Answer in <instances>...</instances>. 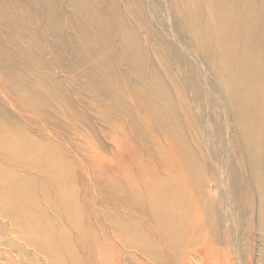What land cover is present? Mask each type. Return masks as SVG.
Returning <instances> with one entry per match:
<instances>
[{
    "label": "rangeland",
    "instance_id": "obj_1",
    "mask_svg": "<svg viewBox=\"0 0 264 264\" xmlns=\"http://www.w3.org/2000/svg\"><path fill=\"white\" fill-rule=\"evenodd\" d=\"M104 1L110 5L112 0ZM129 1L118 0L128 17ZM52 3L0 0V157H6L18 141L57 153L69 164L63 170L66 184L61 193L79 202L81 208L86 203L97 204L103 197L110 201L105 195L109 190L104 186L106 171L111 182L117 178L124 182L134 173L135 177L147 175L154 167L163 172L167 162L161 152L169 142L175 145L181 171L196 200L214 222L210 232L215 245L204 251L198 247L190 259L183 258L184 264H264V146L258 140L264 138V112L260 127L254 130L255 139H248L233 94L222 82L214 49L203 52L192 43L174 0H149L155 23L170 34L175 29L196 57L193 62L178 48L177 55L166 54L162 65L152 52L151 41L155 39H149V64L160 76L168 97L163 102V92L154 90L158 86L150 78L152 70L148 71L152 85H148L117 49L119 40L113 43L119 54L106 59L100 55L102 44L89 24L90 14L71 6L68 0ZM248 3H253L256 17L253 27L247 25L242 32L247 36L253 31L262 44L255 49L260 63L264 61V0ZM54 5L61 17L56 23L52 18ZM93 7L95 11L99 8L95 3ZM196 11L204 26V8L199 2ZM7 16L10 26L3 22ZM238 18L236 13L235 20ZM132 19L137 34L144 39L136 14ZM110 24L115 30L112 19ZM109 32L115 37L114 31ZM242 36L235 39L242 40ZM165 40L173 42L169 36ZM3 171L6 175L14 172L0 159V174ZM17 174L26 177L24 171ZM37 184L41 187L44 183ZM0 195V264H51L42 252L20 239L11 222L2 217L1 202L6 193ZM7 196L14 199L17 195L8 192ZM38 200L43 203L41 196ZM45 209L40 205V211ZM89 210L88 217L93 219ZM48 221L54 231L69 236L78 263L86 264L77 235L58 223L52 213H48ZM83 224L81 229L86 232ZM93 254L90 264H115L102 263L97 250ZM63 258L68 262L66 256ZM139 258L134 256L131 264H144Z\"/></svg>",
    "mask_w": 264,
    "mask_h": 264
},
{
    "label": "bare ground",
    "instance_id": "obj_2",
    "mask_svg": "<svg viewBox=\"0 0 264 264\" xmlns=\"http://www.w3.org/2000/svg\"><path fill=\"white\" fill-rule=\"evenodd\" d=\"M44 2L50 6L53 0ZM198 2L204 8V26L200 25L198 14L200 12L196 11ZM68 3L90 14L89 24L94 28L93 33L102 44L100 55L104 59L113 57L116 53L114 39L119 40L117 49L120 48L125 60L144 77L148 85H152L151 78L158 86L154 90L156 93L163 92L165 99L160 97L163 102L167 101L168 97L164 93L162 83L160 84V76L153 72L149 64L150 57L147 51L149 39L152 40L154 37L155 41L153 43L151 41L152 52L162 65L165 64L166 54L177 55L178 48L193 62L196 60L191 46H187V42L182 40L175 29L172 28L173 31L169 29L170 34L168 30H163L158 22L155 23L150 15L149 0L129 1L127 5L129 17L125 11L120 10L118 0H112L110 5H106L104 0H68ZM94 3L99 6L96 11ZM252 4H249L248 0H174V8L179 14L180 23L188 32L192 43L198 44L203 52L206 50L212 53L209 49L210 47L214 49L222 82L226 90L233 94V101L244 119L245 134L250 140L255 139L254 130L260 127L258 122L261 113L264 112V61L258 63L255 56V49H260L262 44L256 40L253 31L247 36L242 32L247 25L253 27L256 13ZM2 8L1 4L0 9ZM55 8L54 5L51 11L56 23L61 17ZM252 9L253 11L249 13ZM110 13L113 18H109ZM236 13L239 15L237 20ZM134 14H136L134 21L143 31L144 39L137 34L131 21ZM111 19L114 21L115 30L111 27ZM3 22L11 25L8 16ZM110 30L114 31L115 37L111 35ZM238 32L240 37L243 35L242 40L235 39L239 37H236ZM165 36L171 37L173 42H167ZM233 57L235 61L231 62ZM249 58L253 59V62H249ZM148 71L153 73L152 77L148 76L152 74ZM258 140H261V146H264V138ZM168 145L169 147L161 152L167 162L163 172L154 167L149 174L135 177L137 174L134 173L124 182L117 178L114 186V182H111L107 174L108 171L105 170L104 186L109 189L105 191V195L111 197L110 201H105L103 197L97 204L86 203L80 208L79 202L61 193L65 190L66 173L64 174L63 170L68 168V162L50 149L41 147L36 150L30 143L22 145L18 141L14 143L6 157H0L5 165L11 166L14 170L8 175L4 171L2 172L4 174H0V193H6L4 196L6 200L1 202L2 217L11 222L20 239L42 252L51 264L79 263L69 236L65 232L59 233L51 228L48 213H52L58 223L67 226L77 235L81 241L80 247L86 254V264H90V257H93L95 250L100 253L102 263L131 264L134 256H139V261L144 264H184L183 258H189L193 251L198 252V247L204 251L215 245L216 242L210 232L214 222L207 218L203 204L196 200L195 191L187 183L181 171L183 166L173 148L175 145L171 146L169 142ZM190 164L189 167L193 170ZM21 171H24L26 177L17 174ZM37 181L44 183L43 187L38 186ZM109 185L113 187L109 188ZM49 187L51 191L47 192L46 188ZM8 192L17 196L14 199L8 198ZM40 196L43 203L38 200ZM51 196L54 197L53 201ZM42 204L46 209L40 211L39 207ZM88 207L91 208L93 219L88 217L89 209H86ZM82 224L86 232L82 231ZM65 256L68 262L63 258Z\"/></svg>",
    "mask_w": 264,
    "mask_h": 264
}]
</instances>
